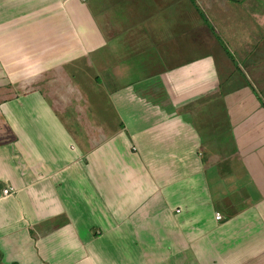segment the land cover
Segmentation results:
<instances>
[{
	"label": "crops",
	"instance_id": "1",
	"mask_svg": "<svg viewBox=\"0 0 264 264\" xmlns=\"http://www.w3.org/2000/svg\"><path fill=\"white\" fill-rule=\"evenodd\" d=\"M208 29L190 0H0V264H264V108ZM9 42L44 70L90 60L117 126L82 99L71 128L45 94L57 80L4 100ZM137 60L151 71L120 83Z\"/></svg>",
	"mask_w": 264,
	"mask_h": 264
},
{
	"label": "rangeland",
	"instance_id": "2",
	"mask_svg": "<svg viewBox=\"0 0 264 264\" xmlns=\"http://www.w3.org/2000/svg\"><path fill=\"white\" fill-rule=\"evenodd\" d=\"M209 2L212 4L207 3L206 8L212 6V10L204 11V16L209 20L211 26L214 27L218 42L220 41L226 45L229 54L233 59H235V62L241 65V63L245 60V63L242 64L245 67L243 68L245 69L246 73L250 72L249 74L252 73L251 75H254V83L256 84L257 89L256 93L258 94L256 99L258 102L260 100V106L264 108V0H209ZM199 3H201L202 6L204 5L202 0H199ZM72 12L69 10V13ZM192 18L199 21L198 16H193ZM71 22L72 24L75 23V19H71ZM210 30L209 32L211 33ZM223 35H229L233 37V39H236V36L238 35L241 36L239 40L235 41L234 44H229L226 37L224 39ZM180 39L183 40L182 35L180 36ZM195 40L197 43L206 42V32H198ZM11 45L13 47H10ZM184 45L185 44L183 42L181 46ZM26 47V42L13 44L12 42L5 43L4 50L5 57L7 58L5 63L12 64L13 60H16L15 64L20 66V68L14 69L17 72L16 75H8L11 80L10 82L12 85V91L14 90L16 93H20L22 89H27L30 86L42 85L48 83L50 80H57L58 82L56 84L58 89L55 91H50V95L48 91L45 92V94L51 101L54 100L51 98V94H54L55 97L57 96V99L55 98L56 100L52 101L53 105H55L57 111L61 113L60 115L68 120V124L71 126V128H77L73 123H71L73 119L77 120L75 118L79 116V114H77L75 111H79L80 113L81 111L86 110V108H80L78 106L79 103H82V99L86 102V104L89 105V112L94 117L92 119L94 123L91 125H99L98 121H101L100 118H102L104 119V122L106 120L112 121L109 125L117 126V120L112 116V113L108 111L109 109L102 107V95H104L106 91H97L92 87L94 83V73L97 71V68L90 66V60L86 62L84 59L72 58V54L69 53V59L63 61L61 65H58L55 68H46L44 70L43 61L41 59L32 61L29 60L30 53L27 51ZM57 57L58 55H56L53 59L51 58L49 62L55 59L57 60ZM181 62L184 61L181 60ZM31 65H38L37 69H33V75L29 74L31 70L29 68ZM48 66L51 67V64ZM40 68L42 70L40 71V74H38ZM12 69L13 68H9V70ZM137 69L139 72L124 76V78L117 75L120 83L127 82L129 80L136 81L142 76H145L140 72L151 71L150 68L142 67L139 60H137ZM22 72H24L23 75ZM102 78L105 81L108 80V76L106 75H102ZM64 81L66 82L65 84L60 83ZM70 87L73 89L66 90ZM164 93L165 92H161L160 90H150V92H146L145 94L142 93L139 96H148V98L152 101V104L157 106L153 107L154 110L159 113L161 112L162 115L171 116L172 112L175 111L176 108L170 106L167 101V96L164 95ZM56 103H58V105ZM104 103L106 104L105 100ZM106 106L108 105L106 104ZM179 109L183 112H186L188 108L181 107ZM206 109L207 107L205 105H200L197 107V109H194L191 116L195 115L198 110L203 111ZM199 122L203 123L204 118L199 117L197 125H199ZM79 140L87 142L83 137ZM27 142L32 143L33 141L28 140ZM22 145L23 144H21V146Z\"/></svg>",
	"mask_w": 264,
	"mask_h": 264
},
{
	"label": "trees",
	"instance_id": "3",
	"mask_svg": "<svg viewBox=\"0 0 264 264\" xmlns=\"http://www.w3.org/2000/svg\"><path fill=\"white\" fill-rule=\"evenodd\" d=\"M190 1H191V3L194 5V7H195L196 10L198 11V13L200 14V16H201L203 22L209 27V29H211V31L214 33V36L217 38V35H216L215 31H214V27L211 26V24L208 22V20L206 19V17H205V16L203 15V13L200 11L199 6H198L197 3L195 2V0H190ZM217 39H218V38H217ZM221 45H222L224 51H225L226 53L229 54V51H228L226 45H224L223 43H221ZM96 78H97V77H96ZM96 81H98V80L96 79ZM3 89H4V90H3V96H4L3 99H4V100L9 99V98H11L12 96L15 95V94H12V93H11V89H12V88H11L10 83H7V78H6V77H4V88H3ZM13 93H15V92L13 91ZM12 264H16V263H12Z\"/></svg>",
	"mask_w": 264,
	"mask_h": 264
},
{
	"label": "built area",
	"instance_id": "4",
	"mask_svg": "<svg viewBox=\"0 0 264 264\" xmlns=\"http://www.w3.org/2000/svg\"><path fill=\"white\" fill-rule=\"evenodd\" d=\"M14 187H12V186H7V187H4L3 189H2V194L4 195V196H7V195H10V194H12L13 192H14ZM178 211V210H177ZM215 217L217 218V219H220L221 218V215L218 213V212H216L215 213Z\"/></svg>",
	"mask_w": 264,
	"mask_h": 264
}]
</instances>
